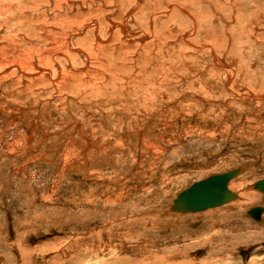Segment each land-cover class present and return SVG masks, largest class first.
Wrapping results in <instances>:
<instances>
[{
    "label": "rangeland",
    "instance_id": "374dc122",
    "mask_svg": "<svg viewBox=\"0 0 264 264\" xmlns=\"http://www.w3.org/2000/svg\"><path fill=\"white\" fill-rule=\"evenodd\" d=\"M2 1L3 17L21 8L25 50L51 45L39 36L42 11L54 24L47 0ZM67 1L82 13L73 35L100 30L74 43L93 78L74 52L72 76L57 58L56 86L0 81V264H264V212L248 215L264 208V0ZM110 20L154 36L129 43ZM233 170L236 200L169 212Z\"/></svg>",
    "mask_w": 264,
    "mask_h": 264
},
{
    "label": "bare ground",
    "instance_id": "6f19581e",
    "mask_svg": "<svg viewBox=\"0 0 264 264\" xmlns=\"http://www.w3.org/2000/svg\"><path fill=\"white\" fill-rule=\"evenodd\" d=\"M10 0H8L9 2ZM15 1V0H14ZM34 1V0H33ZM36 1V0H35ZM34 1V2H35ZM46 1V0H44ZM65 1V0H47L48 3V6H46V8H51L55 11V14L54 15V18H53V23L52 22V19L51 17L49 18V15L48 16V13L49 12H44L42 11L40 15H43L44 17L42 18V16L39 18L43 21V24L42 26H40V32L41 34L39 36H41L40 38L41 39H47V40H50L52 43H50L51 45H48V48L47 46H45V48L47 49H42V47H38L39 49L33 47L32 49H28V50H25L21 44L24 40H27L28 38L25 36V28H22V24L20 23V21L18 20L19 24L16 23V19L17 17H19V14L20 13V9L21 8H13L10 9V14L8 17H3V15L0 13V18H3L4 20L1 21L0 19V81L2 82H7L8 80H10L9 82L12 83L13 79L14 78H20L22 80H24L25 82H31L32 79H36V80H41L43 79L44 77H47L48 80L54 84V86H56L57 82H58V79L61 78L59 77L60 74L62 73V69H61V65L59 63H57V58L60 56L62 57L66 62L67 64V67L69 70H66V72L68 71V73L72 74L75 73L76 71V68H78V66L76 65V67H74L73 63L71 62V55L72 53L74 52H77L78 54H76L77 56L79 55L80 56H85L86 55V52H84V50H81V49H75L74 47V43H75V40L76 38H79L82 36H86L85 38H88L87 37V30L88 28L85 27V23L84 22V27H80L79 29V33L77 35H73V32L71 29L75 28L76 26L78 27V24H76L77 22H75L76 20L79 19V16L82 14L80 13H77L75 15L74 12H70V9L68 5H80V7L85 11V7H84V3L82 4L81 3V0H70V1H67L65 6L67 8H69V11H62L61 9V6H62V2ZM137 3H139V5L141 4V0H136ZM16 2V1H15ZM14 2V3H15ZM5 2H3L2 0H0V7L1 8H7V5L5 6L4 4ZM22 4V3H20ZM33 7L35 9L38 8V6L36 5V3H33ZM42 4V3H41ZM46 4V3H45ZM49 4L51 5L49 7ZM74 5V6H75ZM5 6V7H4ZM18 6V5H16ZM43 6V5H42ZM105 6V5H104ZM45 7V6H44ZM178 7V6H177ZM80 8V9H81ZM9 9V8H7ZM23 9V8H22ZM51 9V10H52ZM64 9V8H63ZM93 9V8H92ZM18 11V12H17ZM38 11L39 10H33L34 14H32L33 16L37 15L38 14ZM77 11V10H76ZM135 11V9L133 10ZM264 11V10H263ZM17 12V14H16ZM27 12V11H26ZM31 12V11H30ZM112 12V11H111ZM37 13V14H36ZM29 15V14H24V15H20L21 18L23 19L22 22H24L25 24V18H28V16H32V15ZM51 14V13H50ZM80 14V15H78ZM52 15V16H53ZM119 15V14H118ZM130 15V14H129ZM132 15V14H131ZM134 15V14H133ZM164 16V15H163ZM190 16V15H189ZM188 16V17H189ZM10 17V18H9ZM82 17V16H81ZM191 17V16H190ZM20 18V19H21ZM114 18V17H112ZM130 18V17H129ZM158 19L160 17H157ZM217 18V17H216ZM100 19V18H99ZM118 19V18H117ZM40 20V21H41ZM131 20V19H130ZM218 20V19H216ZM35 21H37L35 19ZM84 21V20H83ZM95 20H92V23L94 22ZM200 21V20H199ZM82 22V21H81ZM98 22V21H97ZM31 23V22H30ZM38 23V22H37ZM89 23V22H88ZM91 25H94L92 24ZM110 23L112 25L111 29H110V34H113V31L114 29L117 27L121 30L122 34L124 35V38L130 43V42H134V41H140V40H147V39H150L151 36L153 37L154 36V31L151 29L150 31L147 32H144L143 34H136V33H139V31L136 30V33H133L130 29H129V25L128 23L126 24V22L124 24L122 23H115V21H112L110 20ZM109 23V25H110ZM50 24V25H49ZM90 24V23H89ZM98 24V23H97ZM102 24V23H101ZM134 24V23H133ZM248 24V23H247ZM17 25L20 27L18 29L15 30V28L17 27ZM37 25V24H35ZM37 25V26H38ZM87 25V23H86ZM110 25V26H111ZM246 25V24H245ZM30 26V25H29ZM132 26V25H131ZM249 26V25H248ZM31 27V26H30ZM258 27V25H257ZM257 27L253 30L254 32H256L258 29ZM66 28V29H65ZM91 28V27H90ZM244 28V27H243ZM37 29V28H36ZM59 32H58V30ZM100 29V27H99ZM55 30V31H54ZM66 30H68L66 32ZM90 30V29H89ZM98 30V28H97ZM14 33L15 31H17L18 33V37H17V40L16 42L11 38L13 35H10V34H7L9 32ZM100 31V30H99ZM99 31H94L92 32L93 33V37H95L97 40L101 39V35H98V32ZM225 31V30H224ZM30 32V31H29ZM89 32V31H88ZM204 32V31H203ZM3 33L6 34V39L3 37ZM91 32H89V34H92ZM153 35H152V34ZM4 34V35H5ZM88 34V35H89ZM100 34V33H99ZM245 34V33H244ZM17 35V34H16ZM20 35H23V38L20 37ZM109 35V34H108ZM156 35V34H155ZM167 35H165V38ZM212 36V35H211ZM59 37L61 39H64L63 42H61V40L59 39ZM158 37V36H157ZM14 38H16V36H14ZM94 38V39H95ZM31 39V38H30ZM80 39V38H79ZM105 39V38H104ZM188 39V38H187ZM222 39V38H221ZM29 40V39H28ZM27 40V41H28ZM36 40V39H35ZM102 40V39H101ZM106 40V39H105ZM243 40V39H242ZM38 41V40H37ZM43 41V40H42ZM86 41V40H85ZM107 41V40H106ZM25 42V41H24ZM35 42V41H34ZM188 42V40H187ZM193 43V42H192ZM33 44V43H32ZM35 44V43H34ZM104 42H101V43H98V47L100 49H103V47H105L104 45ZM39 45V44H38ZM212 45V44H211ZM43 46V45H42ZM60 46L61 49L64 47V49L66 50L65 52H61L59 50L56 49V47ZM37 47V46H36ZM44 47V46H43ZM210 47V46H209ZM27 48V47H26ZM196 48V47H195ZM75 49V50H74ZM89 50V49H88ZM75 54V53H74ZM75 55V56H76ZM88 55V53H87ZM86 55V56H87ZM73 56V55H72ZM81 58V57H80ZM92 59V58H91ZM61 60V59H60ZM59 60V61H60ZM79 60V59H78ZM82 61H84L83 63V66L82 67H79L80 70L84 71V75L85 76H93L90 69L91 67V61L89 60L88 57H83V59L81 58ZM61 62V61H60ZM75 62V61H74ZM10 64V65H9ZM62 67L63 69L65 70V66L64 64H62ZM94 68V67H93ZM63 70V71H64ZM79 72V71H78ZM95 75V74H94ZM19 76V77H18ZM69 78V77H68ZM93 78V77H92ZM70 79V78H69ZM234 78L231 77V80L230 81H233ZM28 80H31V81H28ZM68 80V79H66ZM15 81V80H14ZM21 81V80H20ZM58 85V84H57ZM228 85V84H227ZM27 88V87H26ZM250 96L249 98L253 97L252 95H248ZM254 98V97H253ZM92 141V140H91ZM90 144V143H89ZM240 172V171H239ZM237 177V176H236ZM242 186V185H241ZM230 188V186H229ZM232 191V190H231ZM262 192V191H261ZM264 193V192H263ZM242 194V193H241ZM249 195L248 194H244V197L246 200L247 198H250V196L248 197ZM242 197V196H241ZM240 197V198H241ZM234 201V200H233ZM242 201V200H241ZM240 201V202H241ZM245 201V200H244ZM243 201V202H244ZM250 201V200H249ZM239 203V202H238ZM247 203V202H246ZM242 204V203H241ZM244 205V204H243ZM217 214V213H216ZM226 217V216H225ZM262 217V216H261ZM24 250V249H23ZM23 252V251H22ZM24 254V252H23ZM25 255V254H24ZM27 256V255H26ZM113 258V257H112ZM94 259V258H93ZM115 259V258H113ZM22 260V259H21ZM122 260V259H121ZM173 260V259H172ZM127 261L126 260H122L121 264H126L125 262ZM129 261V260H128ZM55 262V261H54ZM85 262V261H84ZM104 262V261H103ZM106 262V261H105ZM132 262V261H131ZM91 263V262H90ZM107 263V262H106ZM53 264V263H52ZM89 264V263H88ZM104 264V263H103ZM108 264V263H107ZM114 264V263H113ZM119 264V263H118ZM129 264H130V261H129Z\"/></svg>",
    "mask_w": 264,
    "mask_h": 264
},
{
    "label": "water",
    "instance_id": "95a60500",
    "mask_svg": "<svg viewBox=\"0 0 264 264\" xmlns=\"http://www.w3.org/2000/svg\"><path fill=\"white\" fill-rule=\"evenodd\" d=\"M239 174V170L213 175L204 180L193 183L177 195L173 200L169 212L175 214L200 213L210 209L222 207L237 196L229 188L231 181ZM256 190L264 192V180L254 185ZM264 208H253L248 212L255 221H261Z\"/></svg>",
    "mask_w": 264,
    "mask_h": 264
}]
</instances>
